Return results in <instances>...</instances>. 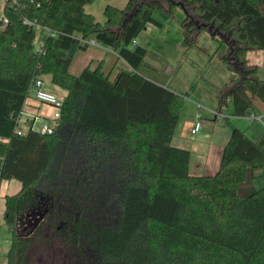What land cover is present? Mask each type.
Wrapping results in <instances>:
<instances>
[{"label": "trees", "instance_id": "16d2710c", "mask_svg": "<svg viewBox=\"0 0 264 264\" xmlns=\"http://www.w3.org/2000/svg\"><path fill=\"white\" fill-rule=\"evenodd\" d=\"M92 1L0 0V184H22L5 195L7 264H28L41 239L60 241L70 264H264V185L242 192L264 167V134L235 127L217 172L192 174L191 151L172 143L185 98L140 70L148 50L134 43L149 23L162 25L157 10L172 15L183 2L187 49H201L208 31L196 20L225 35L214 37L235 76L218 90V109L232 103L248 116L253 97L264 102L246 59L264 49V0H128L107 4L104 23L85 10ZM86 39L117 53L115 75L93 59L71 72ZM40 75L67 91L58 125L19 134ZM37 207L44 220L27 236L20 221Z\"/></svg>", "mask_w": 264, "mask_h": 264}, {"label": "rangeland", "instance_id": "374dc122", "mask_svg": "<svg viewBox=\"0 0 264 264\" xmlns=\"http://www.w3.org/2000/svg\"><path fill=\"white\" fill-rule=\"evenodd\" d=\"M128 0H93L88 9L92 10L95 13L96 17L100 21H104L102 19L104 17V6L108 4L118 5L120 7H125ZM182 9L179 7L175 11L174 14L168 15L163 11H156L154 16L158 19L163 26H157L155 24L153 27V32L151 30H144L143 32V39H146V42H150L148 45L149 52L147 57V62H153L157 67H179L183 71V80H187L188 77L191 76L190 72H187L185 67H190L193 65V61L190 58L192 56L189 51L192 49H185L182 51L179 45H182V32H181V24L182 20L185 17L182 16ZM205 32V31H204ZM216 41V40H215ZM199 45L202 47L201 50L207 53L211 57L213 56V51H210L204 47L203 44L199 42ZM90 49L88 50H77L74 54L73 64L71 68V72L78 74L83 66L86 65L89 59L94 60L95 63L98 61L104 62V69L106 71H112L113 75L116 72V62H117V53L112 50H107L106 47L102 44L90 45ZM194 50L198 51L199 53L201 50L196 49L197 47H192ZM223 47L218 51L219 55L224 53ZM186 61V62H185ZM196 66H201L198 62L199 60H194ZM146 64V63H145ZM207 65V64H206ZM206 65L204 67H206ZM146 66L142 64L140 66V70L145 74H150L149 71L145 68ZM195 67V66H194ZM208 67V66H207ZM151 72V71H150ZM180 74V73H179ZM196 73L194 74V76ZM152 76V75H150ZM165 75H163L164 78ZM174 77V75H173ZM171 77V78H173ZM159 78H161L159 76ZM202 75L195 76V79L192 83H190V88L187 89L194 90L198 87V82H208L205 83L209 87L212 86V83L204 78L201 79ZM43 79L45 81V89L53 92L59 99H64V94L67 92L64 88L55 85L51 81L50 75H43ZM168 80V76H166V81ZM211 83V84H209ZM181 95L185 98L184 107L182 109V113L180 115V119L178 122V131L181 129V125L186 123L187 126V135L185 141L180 143L177 138L174 139L173 144L182 146L183 148H187L191 151L192 155V166L190 168V172L192 174H214L219 169V162L216 161V154L218 151L219 140L222 135V130L225 128V124L228 125V119H225L222 116H218L217 120L215 121L216 113L210 112L207 109H200V104L203 106H207L206 103H203L197 99H193L188 95V93L184 90L180 92ZM256 100L258 99L255 97ZM200 103V104H199ZM47 108L52 113L53 107L47 105ZM199 113V117L197 114ZM196 117V118H195ZM196 120L201 122V129L197 134L191 133V127L195 124ZM220 123V127H219ZM219 127L216 131L218 134L214 136V128ZM183 144V145H179ZM210 152V161H215V167L209 166L204 167L200 166L201 163L203 164V156L208 155ZM199 164V168H196L193 164ZM257 175L256 178L253 180H247L244 184V188L242 192L250 191L252 186L255 188H260L264 185V167L260 170L255 172ZM21 187L20 181L14 179L11 181H4L3 185L0 189V264H7V254L9 248L11 246L13 234L5 221V195L12 194L17 192ZM46 231V230H45ZM43 231V232H45ZM68 253H66L64 246L60 241L52 240L49 243L46 241L38 240L31 244L27 261L28 264H70V260L67 258Z\"/></svg>", "mask_w": 264, "mask_h": 264}, {"label": "crops", "instance_id": "0c3cea01", "mask_svg": "<svg viewBox=\"0 0 264 264\" xmlns=\"http://www.w3.org/2000/svg\"><path fill=\"white\" fill-rule=\"evenodd\" d=\"M89 4L90 3L85 5V10L88 13H91L96 17L95 13L92 12V10L88 9ZM105 6H104V9H105ZM116 6H118V5H116ZM118 7H120V6H118ZM182 11H183L182 16H184V13H185L184 9H182ZM96 19H97V17H96ZM102 19H104L103 22L98 20V19L97 20L104 23L106 21L105 15ZM154 26L155 25H153L152 23H149L144 30H151V32H153ZM161 26H163V25H161ZM144 30L138 35V37L136 38L134 43L139 44L141 46H144L149 52L150 47H148V45H150V42H146L147 38L143 39ZM181 32H182V39H184V28H183L182 24H181ZM199 42L201 44H203L206 49L213 51V56L212 57H211V55L209 56L207 53H205L204 51H202L199 48H196V49L201 50L200 52H202V53H199L198 51L191 48L192 50L189 52L192 55V56H190V58L193 61V65L190 67H185L187 72H190V74H191V76L188 77V79L185 81L183 80L184 75L182 74L183 71L181 69L183 67H180V69H178L179 67H164V68L163 67H157L153 62H151V63L149 61L147 62L148 52H147V55H146L145 60H144L146 64H144V65L146 66L145 68L150 73V74H146V75H148L150 78L162 83L163 85L175 90L178 93L185 90L188 93V95H190V97H192L193 99H197L203 103H206L207 106H203L202 104L199 103L200 109H198V111L199 110L201 111V109L205 108L210 112L216 113V117L214 118L215 121L218 119L217 118L218 116H222L225 119H228V125L225 124L224 125L225 128L222 130L223 132H222V135H221L220 140H219L218 151L216 154V161H218L220 163L222 151H223L224 146L227 143V141H228V139L232 133V130L235 127H239L241 129H244L246 131V133L252 139H258L259 137H261L264 134V119L253 121L249 118V116H236L233 114V104L232 103H229L228 106H226L222 110L218 109V107H217L218 90L220 88H222L226 82H228L231 78H233L235 76V73L232 70H230L228 68V66L222 60V55L226 52V50L228 48H227L226 44H221V42L218 40V37L215 38L214 36L211 35V33L209 31H206V30H205V32L203 31L200 34ZM181 44L182 45H179V46H180V49L182 51L187 49L183 44V40H182ZM105 47L107 50L114 51L110 47H107V46H105ZM222 47L224 49L223 50L224 53H221V55H219L218 51ZM88 49H90V48H88ZM92 59H89L88 62L86 63V65ZM117 59H118V57H117ZM196 59L199 60L198 62L201 65L200 67H199V65L196 66V63L194 61ZM246 59H247L249 64L258 66L259 75L264 80V49L248 51ZM205 65H206V67H204ZM85 66H83V68ZM195 73H196L195 76H199L201 74L202 75L201 79H204V78L208 79L212 83V86L209 87L208 85L205 84V83L208 84V82L199 81L198 87L196 89H194V90L189 89L188 90L187 88L188 87L190 88V83H192L195 79V76H194ZM150 75H152V76H150ZM163 75H165L164 78H163ZM173 75H174V77H173ZM159 76L161 78H159ZM166 76H168L167 81H166ZM171 77H173V78H171ZM211 83H209V84H211ZM66 94H67V92L64 94V96ZM253 100H254V103L256 105L257 113L264 115V102L261 101L260 99L256 100L255 97H253ZM24 111L27 113L42 115L43 117L49 116L51 114V112L47 108V105L38 102L33 95H31L27 99L26 105L24 107ZM194 125H193V127H194ZM193 127H191V130ZM219 127H220V123H219ZM219 127L214 128V136H216L215 134H218L216 131L219 129ZM186 129H187L186 123L181 125V129H179V131H178V125H177L175 134H174L173 139H172V143L174 142L175 138H177L178 141H180V143H183L185 141V138L187 135ZM198 132L192 133V131H191L192 134H197ZM179 145H183V144H179ZM175 146H178V145L176 144ZM202 158L204 160H203V164L201 163L200 166H204L206 168V167L213 166V165L215 167V165H217V164H215V161L214 162L210 161V152L208 155L203 156ZM193 165L196 168H199L198 163L193 164ZM191 166H192V157L190 160V168H191ZM204 174H206V173H204ZM12 180H14V179H12ZM4 181H6V180H3L1 182L0 189H1ZM7 181H11V180H7ZM21 187H22V184H21ZM21 187H20V189H21ZM17 192H15V193H17ZM15 193H12V194H15Z\"/></svg>", "mask_w": 264, "mask_h": 264}, {"label": "built area", "instance_id": "2783aa9c", "mask_svg": "<svg viewBox=\"0 0 264 264\" xmlns=\"http://www.w3.org/2000/svg\"><path fill=\"white\" fill-rule=\"evenodd\" d=\"M84 42L90 45H96L98 42L94 39H86ZM99 44V43H98ZM30 96L33 95L37 101L42 104L53 107V112L49 116L27 113L24 110L18 116V133L23 134L28 129L39 130L42 133H52L58 125L63 106V99H59L53 92L45 89V81L43 75L36 76L29 88ZM251 120H263L264 115L257 112H252L249 115ZM199 117V114H197ZM201 129V122L196 120L192 133H196Z\"/></svg>", "mask_w": 264, "mask_h": 264}, {"label": "flooded vegetation", "instance_id": "af4514ba", "mask_svg": "<svg viewBox=\"0 0 264 264\" xmlns=\"http://www.w3.org/2000/svg\"><path fill=\"white\" fill-rule=\"evenodd\" d=\"M43 212L41 207H37L33 212L28 213L22 221H20V228L18 229L21 233L30 236L32 235L39 224L44 220V217L38 224H36V221L38 219V213Z\"/></svg>", "mask_w": 264, "mask_h": 264}, {"label": "water", "instance_id": "95a60500", "mask_svg": "<svg viewBox=\"0 0 264 264\" xmlns=\"http://www.w3.org/2000/svg\"><path fill=\"white\" fill-rule=\"evenodd\" d=\"M177 3H178V5H179L182 9H184V4H183V2L178 1ZM185 11H186V10H185ZM196 24H197L199 27H200V26L207 27V28H208V31L211 33L212 36H215V35H218V36H220V37H224V36H225V35H224V34H223L218 28L214 29V28H213V25H208V24L205 23V22L200 23L199 20H196ZM44 215H45V212H40V213H38V216H39V217H38V219H37V221H36V224H38V223L40 222V220L43 219Z\"/></svg>", "mask_w": 264, "mask_h": 264}]
</instances>
